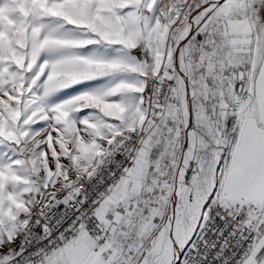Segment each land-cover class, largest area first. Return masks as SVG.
Here are the masks:
<instances>
[{"label": "snow or ice", "instance_id": "1", "mask_svg": "<svg viewBox=\"0 0 264 264\" xmlns=\"http://www.w3.org/2000/svg\"><path fill=\"white\" fill-rule=\"evenodd\" d=\"M0 264H264V0H0Z\"/></svg>", "mask_w": 264, "mask_h": 264}]
</instances>
